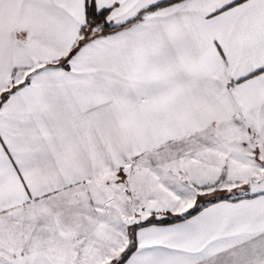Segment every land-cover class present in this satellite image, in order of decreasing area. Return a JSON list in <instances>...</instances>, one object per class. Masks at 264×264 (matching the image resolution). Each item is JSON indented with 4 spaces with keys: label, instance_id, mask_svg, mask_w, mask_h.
I'll return each instance as SVG.
<instances>
[{
    "label": "snow or ice",
    "instance_id": "snow-or-ice-1",
    "mask_svg": "<svg viewBox=\"0 0 264 264\" xmlns=\"http://www.w3.org/2000/svg\"><path fill=\"white\" fill-rule=\"evenodd\" d=\"M0 264H264V0H0Z\"/></svg>",
    "mask_w": 264,
    "mask_h": 264
}]
</instances>
